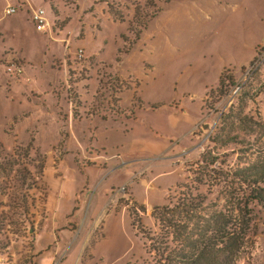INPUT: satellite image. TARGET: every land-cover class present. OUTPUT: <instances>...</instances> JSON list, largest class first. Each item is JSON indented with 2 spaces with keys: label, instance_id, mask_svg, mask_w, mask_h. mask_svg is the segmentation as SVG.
Here are the masks:
<instances>
[{
  "label": "rangeland",
  "instance_id": "1",
  "mask_svg": "<svg viewBox=\"0 0 264 264\" xmlns=\"http://www.w3.org/2000/svg\"><path fill=\"white\" fill-rule=\"evenodd\" d=\"M104 1L25 0L24 5L0 0V143L9 151L27 147L30 156L43 160L44 169L36 175L37 211L43 218H37L38 233L48 206L54 210L53 222H59V239L36 244L42 252L37 258L48 256L49 264H133L146 258L125 203L143 205L136 217L154 230L153 206L167 203L187 170L196 166L198 154L210 148L209 135L229 107L260 124L252 134L245 132L246 145L236 146L249 150L248 162L264 148V88L251 95L264 84V0H155L160 11L127 54L119 49L126 45L132 6L107 0L124 12L118 20ZM7 5L17 11L4 15ZM38 7L56 20L53 33L35 29L31 12ZM66 18L59 33L60 20ZM65 38L71 39L69 58L77 60L81 47L88 64L77 61L82 66L64 79L59 65L68 58L61 42ZM5 61L19 63L22 73L8 74ZM224 68L234 71L246 95L232 91L214 109H204V94ZM105 74L120 78L116 84L122 91L115 94L119 113L106 102ZM31 91L44 100L30 97ZM101 92L106 100L100 112L88 114ZM35 103L46 106L44 116L28 122L23 113L32 112ZM102 115L110 119L107 131L96 128ZM64 130L67 138L59 146ZM104 134H109L107 141L101 139ZM99 151L115 154L105 168L90 164ZM12 252L5 262L9 256L15 260ZM239 264H264V223L259 220Z\"/></svg>",
  "mask_w": 264,
  "mask_h": 264
},
{
  "label": "trees",
  "instance_id": "2",
  "mask_svg": "<svg viewBox=\"0 0 264 264\" xmlns=\"http://www.w3.org/2000/svg\"><path fill=\"white\" fill-rule=\"evenodd\" d=\"M122 2L132 6L128 35L123 36L126 45L119 49L127 54L160 8L155 0ZM105 3L112 7L109 12L114 18L124 19L118 5L107 0ZM67 21L68 18L61 21L59 27L62 29ZM53 28H57L56 20ZM257 46L258 54L263 44ZM67 72L68 77L74 74L70 67ZM105 76L109 98L106 100L103 92L96 93V102L90 111L86 110L88 114L100 112L103 100L110 109L120 112L116 104L120 96L115 95L122 91L116 84L120 78L117 74ZM263 88L264 84L251 95L255 97ZM235 89L236 96L246 95L234 71L224 68L216 85L204 94L203 108L214 109ZM256 126L260 124L252 123V118L236 112L233 106L220 114L218 124L209 135L210 148L198 154L196 166L187 170L184 181L177 183L167 203L153 206L154 230L144 228L136 217L138 210L144 212L143 205L125 203L132 227L143 240L147 254L133 264H239L247 240L257 234L258 220L264 223V148L257 151L251 162H248L247 148L237 149V145L249 141L244 138L245 132L252 134ZM61 136L59 146L67 138L65 130ZM40 159L36 154L30 156L27 147L17 146L9 151L0 143V255L13 251L14 264H35L38 254L42 253L36 251L37 218L43 219L37 211L36 199L40 186L36 175L44 169ZM10 234L18 238L12 239Z\"/></svg>",
  "mask_w": 264,
  "mask_h": 264
},
{
  "label": "crops",
  "instance_id": "3",
  "mask_svg": "<svg viewBox=\"0 0 264 264\" xmlns=\"http://www.w3.org/2000/svg\"><path fill=\"white\" fill-rule=\"evenodd\" d=\"M22 1V3L24 4V5H26V2H25V0H21ZM7 6H9V5H7ZM12 6V5H11ZM19 7V6H18ZM60 16L58 15V16H55V18H59ZM60 21H63V20H60ZM64 28V27H63ZM63 28H62V30H59V33H61L62 31H63ZM61 42H62V44H63V53H64V55H66L68 58H66L64 61V63H61V65H59V67L61 66L62 67V70H63V74H64V79H65V77H66V74H67V69H68V67H70L72 70L73 69H77V67L80 65V66H82V62H80V63H78L77 61H79V60H71L70 58H69V55H68V51H69V46H70V42H71V39H69V38H65L64 40L62 39L61 40ZM78 48H81V47H77V49ZM82 49V48H81ZM63 55V56H64ZM7 60H10L9 58H7ZM66 61H68L69 62V65H65V63H66ZM83 61L84 62H87V64H88V60L87 59H85L84 57H83ZM76 63V64H73V63ZM7 63H10V64H17V62H14V63H11L10 61H5V64H7ZM19 64V63H18ZM67 64V63H66ZM87 68H89L88 66H87ZM78 72H79V70H78ZM79 74H80V72H79ZM81 75V74H80ZM82 77V76H81ZM11 80L10 79H7V82L9 83ZM19 81V78H17L16 77V80H15V82H18ZM8 88H11V85L8 87ZM12 88H15L14 89V94L15 95H17L18 94V87H16V86H13V84H12ZM53 90H55L54 88H53ZM30 97H32V96H34L35 95V97L36 98H39V101L40 100H44L43 98H41L40 99V93H38L37 95H36V93L34 94L33 93V91H31L30 92ZM30 97L29 96H26V98H27V100H28V102H30ZM10 100H11V102L13 101V99H12V97L10 98ZM35 104H37V103H35ZM6 106L7 105H9V103L7 102L6 104H5ZM32 108H34L33 109V111L31 112H27V113H23V118L24 119H26L28 122H36L37 123V118H41V117H43L44 116V114L43 113H41V110L42 109H46V106H42V105H40L39 103L37 104V106H32ZM35 118V119H32V118ZM112 120H114L113 118H112ZM110 121V119H109V117H107L106 115H102V119L101 120H98L97 121V125H96V128H97V126H98V128L99 127H101V128H104L105 129V131H107V125H110L109 122ZM115 121V120H114ZM194 131V129H192V131H191V133ZM107 133V132H106ZM109 136V134H104V136H103V138L101 137V139H103V140H105V141H107V139L109 138L108 137ZM119 156V155H118ZM115 157V154H112V155H106V156H103L102 155V152L101 151H99V152H97V154L96 155H94V156H91L89 159H91L92 160V162L90 163L91 165H95V166H98V167H106V165H107V162L109 163V161L111 160V159H113ZM89 175V174H88ZM89 177H90V175H89ZM49 208V215H48V218L46 219V221L44 222V226L45 227H43V229H42V231L41 232H39L38 233V236H37V238H36V242H37V244L38 243H41L40 242V239H48V240H53L54 239V237H57L58 239H59V235H58V233H57V229H58V224H59V222H57V223H54L53 222V220H52V218H51V215H50V213L51 212H54V210L51 208V206H48ZM48 225V227H46ZM50 248V247H49ZM46 253V252H45ZM6 255L5 254H3V255H0V264H13L14 263V260L13 261H6L5 262V260H4V257H5ZM42 257H38V258H36V260H35V264H49V262L48 263H46V260H45V258H47L48 256H44V258H43V254L41 255ZM42 259V260H41Z\"/></svg>",
  "mask_w": 264,
  "mask_h": 264
},
{
  "label": "built area",
  "instance_id": "4",
  "mask_svg": "<svg viewBox=\"0 0 264 264\" xmlns=\"http://www.w3.org/2000/svg\"><path fill=\"white\" fill-rule=\"evenodd\" d=\"M17 11V7L16 6H6L3 9V14L4 15H11L14 12ZM31 20L35 26V29L37 31H44L45 29H49L50 32H54V24H55V20L51 17H49V15L47 14V12L42 8V7H38L32 10L31 12ZM75 56L77 60H82L83 59V50L81 48H78L75 52ZM6 72L10 75H14L17 76L19 74L22 73V66H20V64H10L7 63L6 64ZM237 89L234 90V92H236Z\"/></svg>",
  "mask_w": 264,
  "mask_h": 264
}]
</instances>
